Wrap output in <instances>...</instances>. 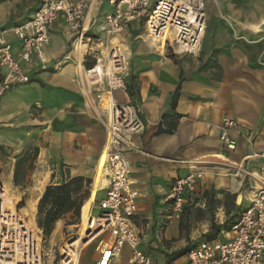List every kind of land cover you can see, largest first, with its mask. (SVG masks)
<instances>
[{
    "label": "crops",
    "instance_id": "1",
    "mask_svg": "<svg viewBox=\"0 0 264 264\" xmlns=\"http://www.w3.org/2000/svg\"><path fill=\"white\" fill-rule=\"evenodd\" d=\"M41 1L0 0V32L7 26L30 20ZM209 11L211 14L208 13L207 31L200 54L181 55L180 63L170 58L167 55L168 47L165 46V52L163 42L150 37L146 30L137 36L140 24L130 26L124 33L123 40L127 45L123 46L129 58L131 76L136 79L137 95L131 98L128 92H120L115 98L120 103L139 105L140 117L145 124L142 134L131 136L134 149L126 153L134 187L141 194L134 224L141 238L142 250L147 245L159 251L164 249L163 241L166 244V241L171 240L167 235L173 219L168 197L175 180L190 172L187 171L189 160L205 159V163L222 161L225 165L236 166L232 170L237 174L231 176L211 175L210 180H205L207 174L204 173L196 195L200 191L204 193L212 189L236 195L239 216L259 189L255 181L252 191L245 192L242 185L248 173L259 174L263 164L264 68L259 67L257 62L260 58L264 59V32L260 31L258 22L264 13L258 19H253L249 24L255 22L253 26L238 23L240 29L235 34L228 24L218 20L215 11ZM110 12L112 8L107 0H92L85 22L91 35H99L104 15ZM242 29L249 30L241 32ZM237 34L250 43L238 41ZM6 37L18 56L20 43L10 33ZM50 37V44L44 49L45 62L34 57L30 63H21L30 82L16 85L0 97V125L4 127V136L7 133H19L9 141L10 147L19 145V149L30 138L28 129L24 128L41 126V129L35 130L41 132L40 137H43L42 134L48 133L49 125H52L58 135V155H63L64 162L71 170L70 176L86 177L94 182L104 159L106 134L92 120L84 103L85 90L82 86L87 50L82 57L77 56L72 49L73 35L62 19L51 28ZM106 53L104 49L103 54ZM5 76L6 72L0 69V80ZM177 91L179 96L175 102ZM225 119L237 123L229 131L235 143L234 150H227L220 140ZM160 127L163 130H175L171 135H157ZM220 155L227 161L216 158ZM239 166H242V170ZM14 171L13 165L12 174ZM55 173L56 170L43 176L48 177L46 186L52 182L54 185L60 184L57 180L62 178ZM43 193L37 194L34 205L30 204L33 223ZM104 196L105 192L98 191L97 185L91 187V197L84 204L81 214L80 233L98 212V202ZM223 196L221 192L216 193L215 199L223 203ZM217 211L220 213L217 217L221 219L218 223L223 224L227 219L223 206ZM163 225L167 227L164 234L160 233ZM62 234L63 220L57 223L51 242L58 239L57 244H62ZM86 247L79 245L76 248L73 264H82ZM95 252L97 256L93 264H96L99 256L97 245Z\"/></svg>",
    "mask_w": 264,
    "mask_h": 264
},
{
    "label": "built area",
    "instance_id": "2",
    "mask_svg": "<svg viewBox=\"0 0 264 264\" xmlns=\"http://www.w3.org/2000/svg\"><path fill=\"white\" fill-rule=\"evenodd\" d=\"M91 2L42 0L30 20L0 32V69L6 72L0 80V97L14 86L30 82L21 63H30L34 57L45 62L44 49L51 41L50 30L61 19L76 38L74 47L79 42L85 43L84 40H92L85 37ZM107 3L112 12L104 15L100 28L103 38L95 45L90 41L85 53L91 63L84 72L86 104L93 108L94 100L106 95L112 104L111 110L103 111L100 116L95 113L106 130V152L92 187L97 185L105 196L98 202L99 215L92 216L84 241L94 243L109 235L97 244L96 264H116L125 246L131 249L128 264H155L140 250L141 238L134 224L141 194L134 187L126 153L134 149L131 136L142 134L145 124L139 105L120 103L115 98L117 93L127 92L130 77L129 59L122 48L125 42L120 38L130 26L144 22L150 37L166 39L165 46L175 55L198 56L207 31L208 12L204 0H158L154 5L152 0H107ZM7 33L20 43L18 56ZM104 49L110 51L105 55ZM236 126L230 119L222 123L220 140L229 150L235 149L229 131ZM261 159L259 174L248 173L259 184L250 205L216 240L194 244L186 254V264H264V153ZM203 179V172L190 169L187 175L175 180L168 197L172 218L182 217L187 200L193 199ZM2 196L3 185L0 186V264H73V245L80 235L73 242L74 236H68L63 245H46L38 228L34 231L26 227L31 226L20 216L15 200L14 212L3 210Z\"/></svg>",
    "mask_w": 264,
    "mask_h": 264
},
{
    "label": "rangeland",
    "instance_id": "3",
    "mask_svg": "<svg viewBox=\"0 0 264 264\" xmlns=\"http://www.w3.org/2000/svg\"><path fill=\"white\" fill-rule=\"evenodd\" d=\"M157 1L158 0H153L152 5H154ZM204 1L208 13L211 14L209 9L215 11L218 20L220 22L228 24L231 28V32L235 34L238 33L240 29L238 23H241L242 26H253L255 22H253L252 25H249L252 23L253 19H258L259 15L264 13V0H204ZM252 16L255 18H252ZM138 28L139 29L136 32L137 36L142 35L144 33L145 30L144 22H141ZM246 30L249 29H242L241 32H244ZM260 31L264 32V30L262 29ZM85 37L86 38L91 37L92 40L90 41H92V43H94L95 45L98 39L103 38V32H100L99 35L93 36L89 33V31H87ZM123 38H124V34L121 36L120 39L123 40ZM236 38H238L237 39L238 41L244 40L245 43H250L249 41L246 40V38L238 36V34L236 35ZM75 39L76 38L72 39V45ZM84 42L87 43L86 40H84ZM72 49L74 50V46ZM164 51L166 52L165 45H164ZM95 55H98V52H96ZM167 55L173 60L177 61L178 63L181 62L180 56L175 55L171 50H167ZM88 58L90 57H86V60ZM257 63L259 67L264 68V59L260 58ZM129 70H130V65H129ZM130 78H131V70L129 77L131 83L132 80ZM134 82H135L134 85H137L136 81ZM84 103L86 106L87 99L85 95H84ZM95 103H97L98 105V99L95 101ZM30 112H32L33 115H36V112L34 110H31ZM94 114L95 112L91 114L92 120H94L96 124H98L101 128H103L106 134V130L104 128L101 119L98 116H96V114L95 115ZM23 118L25 119V117ZM17 119L19 120V118ZM39 127L40 129L42 128L41 126H28L24 128V129H28L30 138L28 139V141L23 143L24 146L22 149L20 148L21 149L20 151L18 147L19 145L17 147L15 145L10 147L9 145L10 139H14L19 133L9 134L6 132L8 136L7 135L4 136V127L0 125V186L3 185L4 187L10 189V195L13 198V203L14 200L15 202L18 203L19 214L29 225H30V219H32L30 217L31 215L29 210V208H31L30 204H35V200L37 199L38 196L36 190L40 187V181L43 179V176L46 173L51 174V172L56 170L57 171V173H55L56 176L62 178V180L60 179L57 180V182L60 184L63 183L65 180H67L69 177H71L70 176L71 170L68 169L69 166L64 162L65 159L62 157L63 155L61 156L58 155V153L60 152L58 149V145H59V142L57 140L58 135L53 131L52 125H49L48 133L45 132L46 134L45 133L42 134L43 137H40L41 132L39 133L37 130H35L38 129ZM4 139L7 141H5ZM226 149L229 150L227 147ZM20 159H24V163L20 166L19 183L17 184L14 181V173L12 174V171H13V165L16 167V164ZM204 160L205 159L202 160L200 159L197 161L189 160V162L187 163V166L189 167L187 168V171H189L190 169L201 171L207 174L205 180H210L211 175L212 176L214 175L215 177L222 176L220 174V171H218L216 168L229 170L226 176L237 174V172H233V170H235L236 168L235 165H230L228 163L227 165H225L224 163H222V161L205 163ZM52 177H54V175H52ZM254 181L255 180L253 179L252 176L247 175L242 185V189L245 192L252 191V185H254L253 184ZM8 183H10L9 185L10 187L7 186ZM52 184H54V182H52ZM220 192L223 195L228 194L231 197L233 196L226 191L218 192L212 189L210 190V192H208L210 194L209 195L210 201L208 203L204 202L205 201L203 199L204 193H202V191L199 192L198 196L196 195L193 197V199L187 200L186 208L182 217L180 219L173 218L172 224L168 227L167 235L171 240L166 241L167 242L166 244L163 241L164 249L158 251L148 248L147 245L144 246L143 249L144 250L147 249L146 253L151 257V259L154 261L155 264H168L166 257L168 256L167 253L172 254L174 252H178L185 248L193 246L194 244L198 243L200 240L204 239L205 236L210 233L213 223L216 225H220L218 222H221V219L217 217L218 215H220V213L217 211V209H219V207L221 206L213 203L212 201L213 199L216 200L215 199L216 193H220ZM90 197H91V193H90ZM231 197H227L225 199V197L223 196V203H224L223 208L226 214V218L231 221H236V219L239 216L238 213L239 211H237V208L239 209V207H237L235 204L237 196L235 195L234 201L231 199ZM203 203L205 204L204 208H202ZM97 210L98 212L94 214L95 217L99 215V209L97 208ZM25 211H27L26 215H25ZM170 214H172L171 211ZM34 220H35L36 228H38L37 213H35ZM180 222L183 223L182 231H180L179 229ZM80 229H81V217L80 220L78 221L73 220L71 216L66 217L63 220L62 235L64 237V240L62 242V245L65 244V242L68 240V236L70 235L74 237L79 236ZM166 229H167L166 225H163L161 227L160 233L164 234ZM108 237L109 235L106 234L100 240H98V242H100L101 240H107ZM50 239L51 237L46 239V245L59 242L58 239L52 242ZM98 242L91 243L86 247L83 254L82 264L94 263L95 256H97V253L95 252V247L98 244ZM140 250L142 249L140 248ZM164 251H168V252L165 253ZM130 254H131V249L128 246H125L118 264H127ZM186 263H187V256L185 255L181 259L171 264H186Z\"/></svg>",
    "mask_w": 264,
    "mask_h": 264
},
{
    "label": "trees",
    "instance_id": "4",
    "mask_svg": "<svg viewBox=\"0 0 264 264\" xmlns=\"http://www.w3.org/2000/svg\"><path fill=\"white\" fill-rule=\"evenodd\" d=\"M5 28H9V26ZM88 59L85 61L86 67L91 66V63ZM130 79L132 80V82L130 83V80L127 82V92L131 98H134L137 95V90H136L137 88L136 85H134L135 83L134 81L136 79L134 76H131ZM178 90H180V86ZM178 96L179 94L177 91L176 95L174 96L175 102L178 99ZM175 102L173 103V106H175ZM174 130L175 128H173L172 130H163L160 127L157 132V135H163V134L171 135L173 134ZM23 163H24V159H20L15 167L14 181L17 184L19 183L20 166ZM92 183L93 182L91 179H86L83 177H69L61 184H56V185L51 184L45 188V191L41 199L39 200L37 206V226L38 229L42 232V235L45 240L52 236L53 232L55 231V227L59 221L64 220L68 216H71L72 219L75 221L80 220L84 204L90 198ZM209 195L210 194L208 192H204L203 194L204 197L203 199L207 203L210 201ZM224 197L226 199L227 197H231V196L225 194ZM231 199L234 201L235 195H233ZM212 201L213 203L219 206L224 205V203H222L221 201L214 199ZM234 222L235 221L226 219V221L220 225H216L213 223L210 233L207 234L205 238L202 240H206V241L216 240L221 235V232L224 230H228ZM179 229L180 231H182L183 229L182 222L179 223ZM191 247L185 248L181 251L174 252L168 255L167 263L171 264L181 259L183 256H185L188 253Z\"/></svg>",
    "mask_w": 264,
    "mask_h": 264
},
{
    "label": "bare ground",
    "instance_id": "5",
    "mask_svg": "<svg viewBox=\"0 0 264 264\" xmlns=\"http://www.w3.org/2000/svg\"><path fill=\"white\" fill-rule=\"evenodd\" d=\"M258 22L260 23L259 25H260V29H263L264 28V17H259V19H258ZM167 38H168V36H167ZM165 40L166 39H163V40H160L161 42H163V45H165ZM89 42H90V40H88L87 41V43H83V42H79L78 44H76L75 45V47H74V51H75V53L77 54V56L78 57H82V55L84 54V52L88 49V45H89ZM88 44V45H87ZM122 48L124 49L125 47L122 45ZM110 51V49H108L107 50V53ZM124 51H125V49H124ZM106 53V54H107ZM125 54H126V56H127V52L125 51ZM127 58H128V56H127ZM129 59V58H128ZM81 66V65H80ZM81 72V71H80ZM80 74H82V73H80ZM79 74V75H80ZM81 78V77H80ZM83 78V77H82ZM82 81V80H81ZM83 85H85V83L83 82ZM83 87V86H82ZM83 89H84V87H83ZM85 90V89H84ZM84 92V95H86V90L85 91H83ZM111 104H112V99L109 97V96H106V97H102V98H100V99H98V105H97V103H95V106H93V108L89 105V104H86V108H87V110L91 113V114H93V111L92 110H94V112L97 114V115H101L102 114V112L103 111H105V110H111ZM95 115V114H94ZM96 115V116H97ZM106 152V151H105ZM216 158H218V159H221V160H224L225 162L227 161V158H225L224 156H222V155H220V156H216ZM195 167V166H194ZM196 168V167H195ZM203 169V168H202ZM218 171H220V174H222V175H226L229 171L228 170H225V169H221V168H216ZM199 170V169H198ZM205 170H207V169H205ZM47 176H45V177H43V179L40 181V187L36 190V193L37 194H41V193H43L44 192V190H45V186L47 185L46 183H47ZM7 186H9V184H7ZM10 187V186H9ZM40 197V196H39ZM38 197V198H39ZM2 200H3V210H11L12 212H14V203H13V198L11 197V195H10V189L9 188H7V187H4V196H2ZM32 205H34V204H32ZM27 214V211H25V215ZM0 216H2V210H0ZM92 222V221H91ZM91 222L89 223V225L91 224ZM2 223V220L0 219V224ZM30 225H31V227H29V226H27L26 225V227H28L29 229H33L34 231H36L37 230V228H36V224L35 223H33L32 222V220L30 219ZM88 225V226H89ZM87 226V228H89ZM87 228H85L84 230H83V232H81L80 233V236H81V238L80 239H78V241H76V243L73 245L74 246V250H73V262H74V256L76 255V253H77V251H76V248H78L79 247V245H81V246H88V245H90L91 243H88V244H85V241H84V236L86 235V233H87V231H86V229ZM86 231V232H85ZM57 232V231H56ZM85 232V234L83 235V233Z\"/></svg>",
    "mask_w": 264,
    "mask_h": 264
},
{
    "label": "water",
    "instance_id": "6",
    "mask_svg": "<svg viewBox=\"0 0 264 264\" xmlns=\"http://www.w3.org/2000/svg\"><path fill=\"white\" fill-rule=\"evenodd\" d=\"M262 30H264V28ZM76 240H77V237H74V238H72L71 241L73 242V241H76Z\"/></svg>",
    "mask_w": 264,
    "mask_h": 264
}]
</instances>
